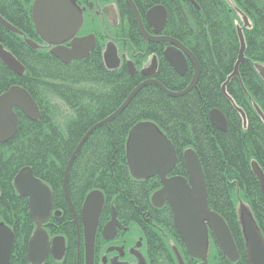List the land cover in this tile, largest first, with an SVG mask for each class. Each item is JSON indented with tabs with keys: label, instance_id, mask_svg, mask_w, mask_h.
<instances>
[{
	"label": "trees",
	"instance_id": "trees-1",
	"mask_svg": "<svg viewBox=\"0 0 264 264\" xmlns=\"http://www.w3.org/2000/svg\"><path fill=\"white\" fill-rule=\"evenodd\" d=\"M33 0H0V17L27 37L39 42L30 9ZM124 31L114 32L120 44L125 36L139 51L154 52V78L171 91L183 90L194 73L192 63L183 75L163 57L166 43H145L125 0H116ZM140 15L156 4L167 10L162 34L186 46L195 56L200 73L194 88L172 97L156 85L143 87L128 105L108 123L95 129L76 154L68 174V193L78 212L88 192L100 190L105 205L98 229L108 219L110 204L117 216L136 224L145 239L147 264H196L178 235L170 207L155 209L151 194L160 187L158 176L137 180L129 173L126 141L130 129L140 121L153 122L173 144L177 153L174 175L186 174L182 151L191 147L198 155L204 174L209 207L228 225L239 258L230 262L212 236L208 238V264H248L239 208L244 205L264 236V195L252 169L255 162L264 174V0H132ZM247 20L248 24H245ZM144 21V19H143ZM146 25V24H145ZM244 38V58L233 72L240 42ZM0 44L24 66L23 75L10 71L0 61V94L13 85L25 89L39 108L40 117L31 121L14 108L17 131L0 143V223L14 232L9 264H29L27 242L35 226L27 207L12 186V178L23 166L46 182L52 191L54 217L68 249L75 248L77 232L62 189V175L68 159L88 128L115 111L140 81L129 75L125 63L107 67L97 43L84 59L62 65L48 49L28 45L21 35L0 23ZM225 83L223 92L222 85ZM242 110L245 117L243 121ZM220 110L226 130L210 122L209 111ZM260 111V112H259ZM150 219L152 223L147 220ZM155 223L157 229H151ZM65 255V254H64ZM42 264H74L66 251L61 261L49 256Z\"/></svg>",
	"mask_w": 264,
	"mask_h": 264
},
{
	"label": "water",
	"instance_id": "water-1",
	"mask_svg": "<svg viewBox=\"0 0 264 264\" xmlns=\"http://www.w3.org/2000/svg\"><path fill=\"white\" fill-rule=\"evenodd\" d=\"M125 1L134 15L140 35L145 40L168 43L163 55L174 71L179 75L185 73L187 57L194 67V73L190 83L181 91L168 90L155 79L141 82L127 95L113 113L94 124L85 132L71 153L64 173L63 186L69 205H71V202L66 185L69 167L80 147L95 128L108 123L119 114L128 105L136 92L147 84H154L167 95L178 97L194 88L199 77V64L191 51L178 40L160 35L167 19L165 8L157 4L146 12V24L155 33L151 35L145 30L143 21L133 1ZM187 1L197 7L194 0ZM30 16L41 40L47 46L52 45L49 51L65 63H70L74 59L85 58L92 50L94 46L93 35L73 37L68 47L61 45L62 42L76 34L82 23V16L72 0H33ZM0 23L10 28L11 31H17L1 17ZM245 24H248L247 20H245ZM237 33L240 49L234 70L227 80L238 73V65L245 60V43L241 28H238ZM28 43L33 45L31 41H28ZM103 56L107 66L115 68L118 65L114 44L108 43L103 51ZM0 61L10 71L19 75L22 74V65L1 44ZM127 65L129 71L133 74V65L131 63H127ZM154 71L155 62L149 68L142 70L141 73L149 75ZM259 72L264 79V67L260 68ZM224 86L225 83L222 85L223 91ZM14 108H17L32 120H36L39 116L36 103L30 95L17 85L11 86L0 94V143L10 139L17 131L18 121ZM238 111L241 113L245 123L244 114L241 110ZM261 116L264 121L262 114ZM209 119L218 130H226V119L220 110L211 109L209 111ZM126 148L128 169L134 179H148L153 176H158L160 179L161 186L150 196V202L155 207H160L165 202L168 203L172 212L174 227L188 253L200 260L198 264H208L209 234L221 253L230 262H235L239 258L236 244L225 220L208 206L206 182L197 154L192 149H186L183 153L187 177L179 175L168 176L176 163V152L171 141L150 121H140L130 129ZM252 169L264 195V174L255 162H252ZM13 185L19 196L27 198L30 216L36 225L27 246L28 261L31 264H42L49 250H51L55 259L60 260L63 250H60L57 256L56 248L62 249L63 239L55 238L50 242L48 234L43 228V223L55 213H53V196L50 189L43 181L34 176L29 166L20 168L14 177ZM102 203V193L99 190H93L85 197L81 211L83 242L85 251L88 253V261L93 251L94 236ZM240 213L243 235L245 237L247 262L248 264H264V236L244 205L240 206ZM116 225H118V221L114 210L111 220L104 227V237H113ZM13 242V231L6 224L0 223V264H9ZM140 264L143 263L140 262Z\"/></svg>",
	"mask_w": 264,
	"mask_h": 264
},
{
	"label": "flooded vegetation",
	"instance_id": "flooded-vegetation-1",
	"mask_svg": "<svg viewBox=\"0 0 264 264\" xmlns=\"http://www.w3.org/2000/svg\"><path fill=\"white\" fill-rule=\"evenodd\" d=\"M73 3L78 8L82 16V23H81L80 28L76 32V34H74L71 38L61 43L62 46L68 47L69 42L73 37H84L88 35L94 36L95 45L97 43L100 44L101 49H102V54H103L104 49L108 45V43H113L115 46H117L115 42V36H113L111 32L112 26L120 30V27L123 28L125 23H124V20L121 18L116 0H74ZM143 24H144L145 30L149 34L151 35L155 34L153 29L146 24L145 19L143 21ZM160 35L167 36V35L162 34V30L160 32ZM144 42L145 43H148V42L149 43H159V42L147 41V40ZM162 43H166V42H162ZM43 46L50 50L52 45L47 46L44 43ZM166 46H168V43H166L165 47ZM117 52H118V49H117ZM120 55H121V63L124 62L127 68H128L127 63H131L137 68L139 74H142L141 73L142 70L149 68L152 65V63L155 62V71L151 74L152 77H154L156 70H157V59H156L157 56L154 52L148 53L146 51L138 50L136 53H132L130 55H126L125 53L120 52ZM77 60H81V59H77ZM186 61H187V66H188V64H190L191 62L189 58L187 57H186ZM115 68H118V65ZM145 77H149V76H145ZM171 175H174L172 174V171L168 174V176H171ZM165 204L168 205L167 202H165L163 205ZM158 208L159 207H155V209H158ZM54 214H52L51 217L46 222L43 223V228L46 230L50 242L54 239L55 235H60L59 233H56V234L53 233V229L55 226V223L53 220V218L55 217ZM116 219L117 221H120L121 228L119 227L117 229L116 237L113 240L103 241L101 239L103 238L102 232H101L102 227L98 229V232L96 230L94 237L95 239L99 237V239L96 242L97 247L94 249V257H93L92 264H140V262L144 264L145 262H147L146 256H145V248L143 247V243H142V238L140 239V236L137 234V231L133 229L134 225L132 227L131 225H127V222L117 217V213H116ZM79 221H80V218H79ZM80 230L82 232L81 228ZM76 232L78 236L79 229H76ZM63 238L65 240L64 236ZM103 242H105L104 245H103ZM82 243H83V240H82ZM49 256L52 257L51 250L48 251L46 259Z\"/></svg>",
	"mask_w": 264,
	"mask_h": 264
},
{
	"label": "bare ground",
	"instance_id": "bare-ground-1",
	"mask_svg": "<svg viewBox=\"0 0 264 264\" xmlns=\"http://www.w3.org/2000/svg\"><path fill=\"white\" fill-rule=\"evenodd\" d=\"M72 1H74V0H72ZM126 2V1H125ZM134 3V2H133ZM32 4V3H31ZM127 4V3H126ZM128 5V4H127ZM135 5V4H134ZM157 5V4H156ZM160 5H162V4H160ZM163 6V5H162ZM153 7V6H152ZM164 7V6H163ZM151 8V7H150ZM149 8V9H150ZM165 8V7H164ZM136 9H137V7H136ZM149 9H147V11L149 10ZM165 10H166V8H165ZM137 11H138V9H137ZM146 11V12H147ZM146 12H145V14H146ZM166 12H167V10H166ZM138 13H139V11H138ZM133 14V13H132ZM139 15H140V13H139ZM133 17H134V15H133ZM140 17H141V19H142V21H143V19H145V15H144V18H142V16L140 15ZM134 21H135V18H134ZM31 22H32V19H31ZM135 24H136V21H135ZM32 25H33V22H32ZM33 28H34V31H35V33H36V35H37V37H38V39H39V42H37V41H35V40H33V39H31L30 37H27L22 31H20L19 29H17V28H15L17 31H12V32H15V33H17V34H19V35H21L22 36V38H23V41H25L28 45H31V46H33V47H35V48H37V47H40V48H46V47H44L43 46V44H44V42L41 40V38L39 37V35L37 34V31H36V29H35V27H34V25H33ZM119 31V29L118 28H116V27H114V26H112V30H111V32H112V34H114V32H118ZM120 31H124V27L123 28H121L120 27ZM138 33H139V31H138ZM139 35H140V33H139ZM114 36V35H113ZM140 37L143 39V41H146L141 35H140ZM169 37H171V36H169ZM171 38H173V37H171ZM175 39V38H174ZM28 41H31V42H33V45L32 44H30V43H28ZM110 44H113V43H110ZM122 47H125V48H127V49H129V50H124V49H122L120 46H115V49H116V55H117V59H118V67H120L121 66V55H120V52H123V53H125L126 55H130V54H132V53H136L138 50H137V48L135 47V42L133 41V40H131V38L129 37V36H125V38H124V40L121 42V44H120ZM94 46H95V40H94ZM46 49H48V48H46ZM117 49H118V52H117ZM48 51H49V49H48ZM9 52V51H8ZM50 52V51H49ZM118 53H119V55H118ZM192 53V52H191ZM50 54H52L51 52H50ZM193 54V53H192ZM53 55V54H52ZM194 55V54H193ZM54 57H56L55 55H53ZM195 57V56H194ZM14 58L16 59V57L14 56ZM57 58V60L62 64V65H66V64H69V63H65L63 60H61L60 58H58V57H56ZM102 59H103V62H104V64L107 66V64L105 63V59H104V56H103V54H102ZM17 60V59H16ZM75 60H77V59H74V60H71L70 61V63L72 62V61H75ZM18 61V60H17ZM19 62V61H18ZM20 63V62H19ZM21 64V63H20ZM22 65V64H21ZM22 67H23V72H22V74H20V75H23V73H24V71H25V68H24V66L22 65ZM107 67H109V66H107ZM109 68H111V67H109ZM127 68V67H126ZM133 69H134V73L132 74L130 71H129V68H127V71H128V73H129V75H131V76H135V75H137V74H139L138 73V70H137V68L133 65ZM185 72H186V70H185ZM14 73V72H13ZM16 74V73H15ZM17 75H19V74H17ZM183 75V74H182ZM145 76H149V77H145ZM139 77H140V81H139V83H137L132 89H131V91L130 92H132L141 82H143V81H145V80H149V79H154V77H152V75L151 74H149V75H142V74H139ZM191 79H192V77H191ZM198 80V79H197ZM191 81V80H190ZM228 81V80H227ZM190 83V82H189ZM188 83V84H189ZM197 83V82H196ZM147 85H149V84H147ZM147 85H145V86H147ZM154 85V84H153ZM145 86H143V87H145ZM20 87V86H19ZM142 87V88H143ZM195 87V86H194ZM141 88V89H142ZM166 88V87H165ZM23 89V88H22ZM141 89H139L137 92H136V94L141 90ZM25 90V89H24ZM221 90H222V87H221ZM26 91V90H25ZM223 91V90H222ZM129 92V93H130ZM223 92H225V90L223 91ZM135 94V95H136ZM134 95V96H135ZM36 106H37V104H36ZM37 108H38V106H37ZM236 109L237 110H241L240 108H238V107H236ZM242 111V110H241ZM38 112H39V108H38ZM114 112V111H113ZM112 112V113H113ZM260 112V111H259ZM21 114H23L22 112H21ZM260 114H262V112H260ZM208 115H209V113H208ZM263 115V114H262ZM23 116L24 117H26L27 119H29V120H31V121H36V120H38L39 119V117H40V113H39V116H38V118L36 119V120H32V119H30L29 117H27L26 115H24L23 114ZM263 117H264V115H263ZM17 121H18V116H17ZM100 121H102V120H100ZM100 121H98V122H100ZM98 122H96V123H98ZM95 123V124H96ZM106 124V123H105ZM94 125V124H93ZM92 125V126H93ZM103 125V124H102ZM102 125H100V126H102ZM91 126V127H92ZM100 126H98V127H100ZM97 127V128H98ZM97 128H95V129H97ZM89 129V128H88ZM87 129V130H88ZM94 129V130H95ZM93 130V131H94ZM92 131V132H93ZM91 132V133H92ZM16 133V132H15ZM90 133V134H91ZM85 134V133H84ZM89 134V135H90ZM15 135V134H14ZM13 135V136H14ZM12 136V137H13ZM11 137V138H12ZM83 137V136H82ZM81 137V138H82ZM10 138V139H11ZM80 138V139H81ZM10 139H8L7 141H9ZM87 139V138H86ZM6 142V141H5ZM81 148V147H80ZM175 149V148H174ZM186 149H192L194 152H195V150L193 149V148H191V147H187V148H185L183 151H182V163H183V166H184V171H185V173H186V168H185V164H184V160H183V153H184V151L186 150ZM126 151H127V148H126ZM175 152H176V150H175ZM78 153V152H77ZM196 153V152H195ZM197 154V153H196ZM76 156V155H75ZM198 156V155H197ZM75 158V157H74ZM127 159V158H126ZM69 160V159H68ZM68 163V162H67ZM176 163H177V153H176ZM176 163H175V165H176ZM67 165V164H66ZM175 165H174V167H175ZM71 167V166H70ZM70 167H69V170H68V174H69V171H70ZM173 167V168H174ZM22 168V167H21ZM31 168V167H30ZM65 169H66V166H65ZM65 169H64V172H63V175H62V189H63V193H64V196H65V198H66V193H65V191H64V186H63V180H64V173H65ZM20 170V169H19ZM18 170V171H19ZM173 170V169H172ZM17 171V172H18ZM17 172L15 173V175L17 174ZM130 173V172H129ZM68 174H67V180H66V185H67V192H68ZM15 175L13 176V178H12V181H11V183H12V186L14 187V185H13V181H14V177H15ZM131 175V174H130ZM35 177H37L36 175H34ZM179 176H183V177H187V175H185V174H182V175H179ZM37 178H39V177H37ZM133 178V177H132ZM41 181H43L41 178H39ZM44 182V181H43ZM47 186H48V188L50 189V191H51V188H50V186L46 183V182H44ZM160 186H161V182H160ZM15 189V188H14ZM94 190H97V189H94ZM91 191H93V190H91ZM90 191V192H91ZM100 191V190H99ZM90 192H88V193H90ZM101 192V191H100ZM51 193H52V191H51ZM87 193V194H88ZM102 193V192H101ZM87 194H86V196H87ZM68 196H69V193H68ZM85 196V197H86ZM102 196H103V203H102V206H101V210H100V213H101V211H102V209H103V207H104V205H105V198H104V195H103V193H102ZM21 197V196H20ZM24 198H26V197H24ZM70 198V197H69ZM27 199V198H26ZM84 200H85V198H84ZM84 200H83V202H82V205H81V207H80V209H79V211L77 212L76 210H75V208H74V206L72 205V203H70L71 205H69V203H68V206H69V211H70V213H71V216H72V221H73V223H74V225H75V228L76 229H79V232H78V236H77V238H76V246H75V248H71V249H68V248H66L67 247V242H66V240H64V238H63V235H55V237H54V239L55 238H62L63 239V245L61 246L62 247V249H58V248H56V255L58 256L59 255V253H60V250H63L62 251V255H61V258H60V260L59 261H61L62 259H63V257H65L66 256V251H69L70 253H73V255H74V264H92V261H93V257H94V249L97 247V245H96V242H97V240L99 239V237L97 238V239H95V237H94V246H93V251H92V254H91V256H90V260L88 261V253L85 251V246H83V244H84V242L82 243V240H83V222H82V218H81V211H82V208H83V203H84ZM67 201V200H66ZM70 202H71V200H70ZM151 203V202H150ZM152 205V204H151ZM153 206V205H152ZM209 206V205H208ZM27 207H28V201H27ZM154 208H155V206H153ZM161 207V206H160ZM159 207V208H160ZM210 208V207H209ZM211 209V208H210ZM115 210V212H116V209H115V207H114V205L113 204H110V207H109V210H108V214H109V216H108V219L102 224V229H101V232H102V237L103 238H101L103 241L104 240H113L115 237H116V234H117V229L120 227L121 228V223H120V221H118V225H116L115 226V234L113 235V237H111V238H106V237H104V235H103V230H104V227L106 226V224L111 220V217H112V214H113V211ZM212 210V209H211ZM213 211V210H212ZM28 212H29V207H28ZM55 212V217H59L60 215H61V212H60V210H54V206H53V213ZM215 212V211H214ZM100 213H99V216H100ZM172 213V212H171ZM29 215H30V213H29ZM31 217V216H30ZM118 217V216H117ZM79 218H80V221H79ZM33 221V220H32ZM148 222H150V223H152L151 222V220L150 219H148L147 220ZM34 223V222H33ZM98 223H99V217H98ZM98 223H97V226H98ZM127 225H131V227L134 225V227H133V229H135L136 231H137V234L140 236V239L142 238V243H143V247L145 248V239H144V237H143V234H142V232H141V230H139L137 227H136V224H132V223H128L127 222ZM36 226V225H35ZM35 226H34V228H33V230H32V233H31V235H30V237L32 236V234H33V231H34V229H35ZM97 226H96V230H97ZM149 227L151 228V229H153V230H155L154 228H156L157 229V226H156V224L155 223H153V224H150L149 225ZM59 227H58V225H57V223L55 222V226H54V229H58ZM80 228L82 229V232H81V230H80ZM96 232V231H95ZM14 233V232H13ZM81 234V235H80ZM15 237V236H14ZM29 237V238H30ZM28 242H29V239H28ZM28 242H27V246H28ZM105 244V242H103V245ZM83 249H84V251H83ZM65 254V255H64ZM189 254V253H188ZM190 255V254H189ZM191 256V255H190ZM52 258L54 259V260H56V261H58L57 259H55L53 256H52ZM26 259H27V253H26ZM207 260H208V258H207ZM27 261H28V259H27ZM29 262V261H28ZM200 262V260H198V262L196 263V264H198ZM29 264H31L30 262H29ZM144 264H146V262L144 263Z\"/></svg>",
	"mask_w": 264,
	"mask_h": 264
},
{
	"label": "rangeland",
	"instance_id": "rangeland-1",
	"mask_svg": "<svg viewBox=\"0 0 264 264\" xmlns=\"http://www.w3.org/2000/svg\"><path fill=\"white\" fill-rule=\"evenodd\" d=\"M239 214H240V208H239Z\"/></svg>",
	"mask_w": 264,
	"mask_h": 264
}]
</instances>
